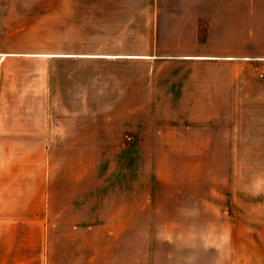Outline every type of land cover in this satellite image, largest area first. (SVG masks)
Returning a JSON list of instances; mask_svg holds the SVG:
<instances>
[{
	"label": "crops",
	"instance_id": "1",
	"mask_svg": "<svg viewBox=\"0 0 264 264\" xmlns=\"http://www.w3.org/2000/svg\"><path fill=\"white\" fill-rule=\"evenodd\" d=\"M29 6L35 9L0 13V264H28L29 245L41 264L44 246L52 262L56 247L59 260L72 259L60 247L81 248L78 231L124 227L118 173L108 174L106 157H92L124 116L91 103L130 102L133 125L146 119L145 134L179 125L183 148L215 150L220 103L264 101V0ZM27 33L37 39L20 38ZM123 38L146 43L125 47ZM174 102L185 103L180 118L161 116L154 104ZM29 198L36 203L31 217Z\"/></svg>",
	"mask_w": 264,
	"mask_h": 264
},
{
	"label": "rangeland",
	"instance_id": "2",
	"mask_svg": "<svg viewBox=\"0 0 264 264\" xmlns=\"http://www.w3.org/2000/svg\"><path fill=\"white\" fill-rule=\"evenodd\" d=\"M37 1L0 0L7 4L0 6V13H25L34 10L29 5ZM20 36L37 39L30 33ZM98 41L87 39L89 44ZM118 42L126 47L146 39ZM154 104L161 106V116L180 118L185 110L182 102ZM91 106L124 116L119 132L102 138L107 148L102 144L92 151L93 158H107L109 175L118 173L124 227L78 231L83 245L60 247L72 255L65 261L59 260L62 253L56 247L52 262L53 251L44 246L42 264H264V101L221 102V143L215 150L183 148L187 144L182 143L179 125L152 127V133L145 134V118L133 125L130 102ZM138 128L143 133L136 132ZM166 139L174 148L157 142ZM234 145L238 148H231ZM28 201L31 217L36 203L34 198ZM34 233L29 230V237ZM27 254L28 264H41L35 261V246L29 245Z\"/></svg>",
	"mask_w": 264,
	"mask_h": 264
},
{
	"label": "built area",
	"instance_id": "3",
	"mask_svg": "<svg viewBox=\"0 0 264 264\" xmlns=\"http://www.w3.org/2000/svg\"><path fill=\"white\" fill-rule=\"evenodd\" d=\"M128 138H130V136H128Z\"/></svg>",
	"mask_w": 264,
	"mask_h": 264
}]
</instances>
